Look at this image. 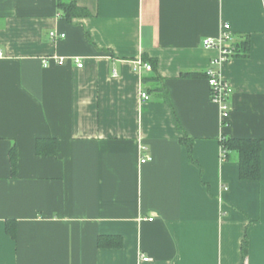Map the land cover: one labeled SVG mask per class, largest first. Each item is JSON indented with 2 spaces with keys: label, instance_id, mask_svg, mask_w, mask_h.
Wrapping results in <instances>:
<instances>
[{
  "label": "crops",
  "instance_id": "1",
  "mask_svg": "<svg viewBox=\"0 0 264 264\" xmlns=\"http://www.w3.org/2000/svg\"><path fill=\"white\" fill-rule=\"evenodd\" d=\"M77 3L90 15L0 0V264H264V0ZM225 23L250 54L213 66L203 42ZM212 67L233 89L225 122ZM224 136L261 140L260 180L222 158Z\"/></svg>",
  "mask_w": 264,
  "mask_h": 264
},
{
  "label": "trees",
  "instance_id": "2",
  "mask_svg": "<svg viewBox=\"0 0 264 264\" xmlns=\"http://www.w3.org/2000/svg\"><path fill=\"white\" fill-rule=\"evenodd\" d=\"M59 8L64 17L72 20L77 16L90 15V13L79 6L77 0H59ZM250 54V40L247 38L234 46V56L248 57ZM186 76V75H185ZM155 78L143 77L144 86ZM145 88V87H144ZM146 90V88H145ZM160 91V88H150L147 91ZM182 143L191 151V140L184 135ZM222 150L225 152L224 160L236 154L240 166V178L248 181H258L262 174V142L259 139L234 138L224 136L221 139ZM37 153L39 155H55L57 153L56 142L54 140L39 139L37 142ZM8 230L14 233V227L8 224ZM122 243L120 237L101 236L99 238L100 246H120ZM246 250V245L244 246Z\"/></svg>",
  "mask_w": 264,
  "mask_h": 264
},
{
  "label": "built area",
  "instance_id": "3",
  "mask_svg": "<svg viewBox=\"0 0 264 264\" xmlns=\"http://www.w3.org/2000/svg\"><path fill=\"white\" fill-rule=\"evenodd\" d=\"M230 24L225 23L222 26V30L217 37L206 38L203 42L204 47L206 48H217L220 50V56L212 61L213 66H220L226 61H228L234 55V46L231 43L232 34L230 30ZM51 36L54 39L64 38V34H58L56 32H51ZM3 57V52L0 50V58ZM50 60H54L57 64L63 65L66 60L64 57L60 56H52L50 59H45L43 64L45 67L49 66ZM73 60L79 68H82L84 63L79 58H70ZM135 70L141 72L143 69L145 71H152L153 67L151 64L143 62L142 60H138L134 63ZM209 84L211 88V97L212 100L218 104L221 112V121H228L231 112L230 106V98L233 93V89L228 80H226L219 71H217L214 67L207 71ZM140 97L143 101H148L150 99V95L148 92L141 88ZM225 152L222 150V158L224 159ZM148 160H151L150 157H143L141 159V163H145ZM149 220H153V218H149ZM149 258H143L144 261H147ZM242 264H248V260H244Z\"/></svg>",
  "mask_w": 264,
  "mask_h": 264
}]
</instances>
